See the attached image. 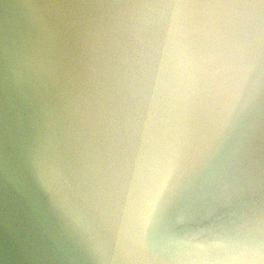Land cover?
<instances>
[{
	"label": "water",
	"instance_id": "1",
	"mask_svg": "<svg viewBox=\"0 0 264 264\" xmlns=\"http://www.w3.org/2000/svg\"><path fill=\"white\" fill-rule=\"evenodd\" d=\"M0 264H264V0H0Z\"/></svg>",
	"mask_w": 264,
	"mask_h": 264
}]
</instances>
